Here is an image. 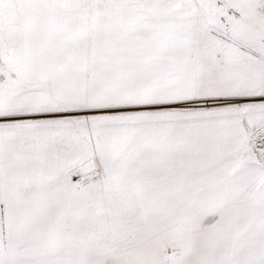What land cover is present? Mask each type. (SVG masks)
Here are the masks:
<instances>
[{
  "label": "snow or ice",
  "instance_id": "1",
  "mask_svg": "<svg viewBox=\"0 0 264 264\" xmlns=\"http://www.w3.org/2000/svg\"><path fill=\"white\" fill-rule=\"evenodd\" d=\"M0 264H264V0H0Z\"/></svg>",
  "mask_w": 264,
  "mask_h": 264
}]
</instances>
